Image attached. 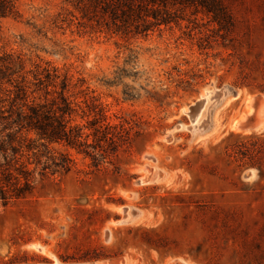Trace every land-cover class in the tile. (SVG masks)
<instances>
[{"label":"rangeland","instance_id":"obj_1","mask_svg":"<svg viewBox=\"0 0 264 264\" xmlns=\"http://www.w3.org/2000/svg\"><path fill=\"white\" fill-rule=\"evenodd\" d=\"M226 4L227 25L189 13L148 37L81 27L65 0L0 19V56L84 79L132 127L99 163L54 146L70 173L0 199V264H264V0Z\"/></svg>","mask_w":264,"mask_h":264},{"label":"trees","instance_id":"obj_2","mask_svg":"<svg viewBox=\"0 0 264 264\" xmlns=\"http://www.w3.org/2000/svg\"><path fill=\"white\" fill-rule=\"evenodd\" d=\"M20 0H0V19L21 16ZM79 26L121 37H148L179 27L187 14L230 22L226 0H65ZM32 76V79H30ZM82 78L50 65L26 70L20 57L0 56V199H27L41 178L67 175L73 160L54 146L106 160L129 144L132 127L113 124ZM131 96V95H128ZM99 163V162H98ZM33 167V168H32Z\"/></svg>","mask_w":264,"mask_h":264},{"label":"water","instance_id":"obj_3","mask_svg":"<svg viewBox=\"0 0 264 264\" xmlns=\"http://www.w3.org/2000/svg\"><path fill=\"white\" fill-rule=\"evenodd\" d=\"M204 106V102H199L197 103L193 108H192V119L193 121L196 120V118L199 116L202 108Z\"/></svg>","mask_w":264,"mask_h":264}]
</instances>
